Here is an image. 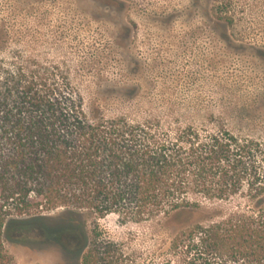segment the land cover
I'll use <instances>...</instances> for the list:
<instances>
[{
    "label": "rangeland",
    "instance_id": "rangeland-1",
    "mask_svg": "<svg viewBox=\"0 0 264 264\" xmlns=\"http://www.w3.org/2000/svg\"><path fill=\"white\" fill-rule=\"evenodd\" d=\"M0 62L53 74L97 116L264 143V0H0ZM73 211L9 221L15 264H81L91 251L97 264L174 260L173 225Z\"/></svg>",
    "mask_w": 264,
    "mask_h": 264
},
{
    "label": "trees",
    "instance_id": "trees-1",
    "mask_svg": "<svg viewBox=\"0 0 264 264\" xmlns=\"http://www.w3.org/2000/svg\"><path fill=\"white\" fill-rule=\"evenodd\" d=\"M53 77L0 62V264L9 221L58 207L175 226L168 264H264L260 139L97 116Z\"/></svg>",
    "mask_w": 264,
    "mask_h": 264
}]
</instances>
